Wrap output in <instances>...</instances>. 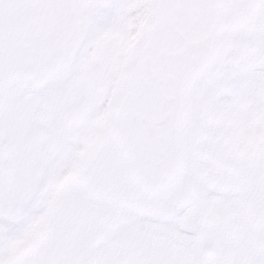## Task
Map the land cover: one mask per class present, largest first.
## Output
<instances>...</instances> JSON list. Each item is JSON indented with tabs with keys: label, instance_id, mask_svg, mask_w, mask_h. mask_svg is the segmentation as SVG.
Segmentation results:
<instances>
[{
	"label": "snow or ice",
	"instance_id": "6c2138e0",
	"mask_svg": "<svg viewBox=\"0 0 264 264\" xmlns=\"http://www.w3.org/2000/svg\"><path fill=\"white\" fill-rule=\"evenodd\" d=\"M3 2L4 0H0V3ZM15 2L29 3L32 0H15ZM47 2L74 7L83 13L84 17L89 21V26L82 37L78 27H74L55 53L45 55L43 58L45 67L39 73L41 83L35 90L45 95L50 103L55 106L65 104L70 98L72 104L69 111L72 115L92 106L98 112L105 111V109L110 107L111 89L115 84L114 76L106 83L102 98H90L87 104L83 105V107L81 105V97L84 95V82L93 66L101 59L93 49L92 41L106 27L128 15L134 8L145 6L148 0H47ZM162 2L170 3L177 2V0H162ZM77 46L79 47L80 55L71 59V62L68 63L72 49ZM27 50L31 51L30 48ZM2 55L3 51L0 49V57ZM145 70L150 77L153 75L150 60L145 61ZM146 84V79L142 78L138 80L132 86L128 101L118 103L116 109L125 117L140 120L151 133L155 128V122L140 113L132 111L129 107L131 102L143 95ZM258 86H264V49H259L243 59L241 65L236 70L232 90L233 95ZM231 99L232 95H225L223 97V101L226 103L230 102ZM74 146L73 143L66 145L57 163L62 162L64 156L70 154ZM4 155L3 152H0V161L4 159ZM208 167V176L201 179L198 196L213 202L229 198L231 192L227 190V186L232 183L230 175L214 165H208ZM9 196L10 194L6 188L0 184V225L6 224L13 228H21L24 226L26 218H14L11 214H6L8 212L7 202ZM114 211L123 214L134 223L145 225H158L162 223L157 216L147 212L134 201L127 199L121 200L115 206ZM163 223L171 227H179L175 221Z\"/></svg>",
	"mask_w": 264,
	"mask_h": 264
},
{
	"label": "flooded vegetation",
	"instance_id": "af4514ba",
	"mask_svg": "<svg viewBox=\"0 0 264 264\" xmlns=\"http://www.w3.org/2000/svg\"><path fill=\"white\" fill-rule=\"evenodd\" d=\"M264 2V0H263ZM264 4V3H263ZM262 23V27L264 28V21L261 22ZM74 27H76L72 21L70 20V22H67L64 31H63V36L59 37V39L57 40L56 44L57 46L59 45V43L61 42V40L65 37L68 36V33L70 32V30H72ZM40 67H45V64L43 63V59L41 60V62L39 63ZM4 90V88L2 87V91ZM220 259H221V263L220 264H234L233 261L236 260V256H233L230 254V252H226V253H222L220 252Z\"/></svg>",
	"mask_w": 264,
	"mask_h": 264
},
{
	"label": "rangeland",
	"instance_id": "374dc122",
	"mask_svg": "<svg viewBox=\"0 0 264 264\" xmlns=\"http://www.w3.org/2000/svg\"><path fill=\"white\" fill-rule=\"evenodd\" d=\"M228 156H225V158H227Z\"/></svg>",
	"mask_w": 264,
	"mask_h": 264
}]
</instances>
